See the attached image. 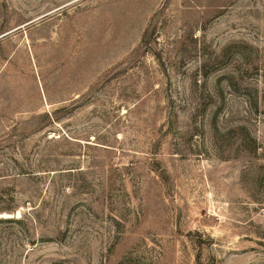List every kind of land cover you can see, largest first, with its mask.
<instances>
[{
  "label": "rangeland",
  "instance_id": "obj_1",
  "mask_svg": "<svg viewBox=\"0 0 264 264\" xmlns=\"http://www.w3.org/2000/svg\"><path fill=\"white\" fill-rule=\"evenodd\" d=\"M0 264H264V0H0Z\"/></svg>",
  "mask_w": 264,
  "mask_h": 264
}]
</instances>
